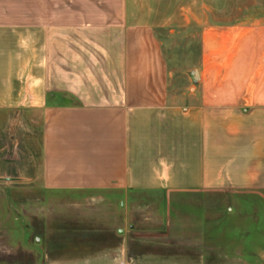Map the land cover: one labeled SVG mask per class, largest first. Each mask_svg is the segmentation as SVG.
I'll return each mask as SVG.
<instances>
[{
	"label": "crops",
	"instance_id": "1",
	"mask_svg": "<svg viewBox=\"0 0 264 264\" xmlns=\"http://www.w3.org/2000/svg\"><path fill=\"white\" fill-rule=\"evenodd\" d=\"M135 6L0 0V114H39L41 187L126 198L224 191L264 199V22L204 21L197 84L176 96L168 93L155 26L142 23ZM197 230L189 257L134 251L130 239L160 235L128 225L117 245L13 264H264V242L244 239L231 253L212 234L204 244ZM175 239L184 247L182 233Z\"/></svg>",
	"mask_w": 264,
	"mask_h": 264
},
{
	"label": "rangeland",
	"instance_id": "2",
	"mask_svg": "<svg viewBox=\"0 0 264 264\" xmlns=\"http://www.w3.org/2000/svg\"><path fill=\"white\" fill-rule=\"evenodd\" d=\"M135 1L142 23L155 26L169 66L168 93L176 96L193 90L189 73L196 70L204 21L214 26L264 22V0ZM41 126L39 114H0V263L63 258L78 253V247L117 245L124 234L119 230L128 225L141 234L159 232L160 238L138 244L132 238L130 244L134 251L165 258L176 252L189 257V239L197 229L204 244L212 234V243L229 246L231 253L244 239L246 245L264 242V199L251 195L129 192L126 198L112 192L45 191L39 177ZM180 233L184 247L175 239Z\"/></svg>",
	"mask_w": 264,
	"mask_h": 264
},
{
	"label": "water",
	"instance_id": "3",
	"mask_svg": "<svg viewBox=\"0 0 264 264\" xmlns=\"http://www.w3.org/2000/svg\"><path fill=\"white\" fill-rule=\"evenodd\" d=\"M189 77L191 78V82L193 85H196L197 84V81H198V72L196 70L192 71L189 73ZM7 180H10V179H7Z\"/></svg>",
	"mask_w": 264,
	"mask_h": 264
}]
</instances>
